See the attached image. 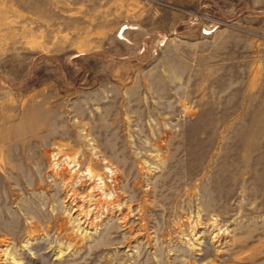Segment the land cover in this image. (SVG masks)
<instances>
[{
  "label": "rangeland",
  "instance_id": "obj_1",
  "mask_svg": "<svg viewBox=\"0 0 264 264\" xmlns=\"http://www.w3.org/2000/svg\"><path fill=\"white\" fill-rule=\"evenodd\" d=\"M0 264H264V0H0Z\"/></svg>",
  "mask_w": 264,
  "mask_h": 264
}]
</instances>
